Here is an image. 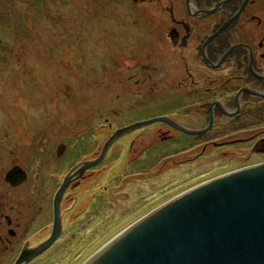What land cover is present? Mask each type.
I'll list each match as a JSON object with an SVG mask.
<instances>
[{
	"label": "rangeland",
	"instance_id": "1",
	"mask_svg": "<svg viewBox=\"0 0 264 264\" xmlns=\"http://www.w3.org/2000/svg\"><path fill=\"white\" fill-rule=\"evenodd\" d=\"M216 2L219 5L222 0ZM256 4L264 21V0ZM169 7L176 17L185 15L184 0H0V195H5L7 206L29 196L31 190H42L34 188L33 182L17 189L2 185L4 174L16 164L31 168L32 173L40 153L41 172H46L51 185L49 198L70 165L87 156L100 157L113 130L140 116L156 119L175 112L191 116L186 126L199 127L200 116L206 114L194 100L185 101L176 112V107L164 105L168 94L163 101L144 89L147 83L134 89L130 81L134 74L126 64L130 48L139 45L138 39L157 43L166 37V30L158 28L162 20L170 19ZM154 48L158 59L161 51ZM140 51L137 47L135 53ZM193 56L186 58L191 67ZM140 59L147 64L144 50ZM176 61L173 65L184 63ZM165 79L173 80L168 70ZM183 94L187 96L186 90ZM132 104L147 107L131 111ZM167 130L157 122L149 132L140 130L134 141L127 136L113 147L106 161L73 192L75 200L65 201V228L57 244L32 264H83L132 223L164 204L212 180L264 164L261 155H253L247 163V156L228 160L213 147L201 154L206 141H197L192 148L175 140L162 143ZM62 144H68L70 155L55 161L54 151ZM178 150L181 154L175 155ZM47 218L43 214L31 235H19L11 244L0 242V264H14L24 241L47 225ZM3 231L0 236L5 241L9 236ZM46 235L42 232L32 238L39 242Z\"/></svg>",
	"mask_w": 264,
	"mask_h": 264
},
{
	"label": "flooded vegetation",
	"instance_id": "2",
	"mask_svg": "<svg viewBox=\"0 0 264 264\" xmlns=\"http://www.w3.org/2000/svg\"><path fill=\"white\" fill-rule=\"evenodd\" d=\"M245 1L231 0L210 15L209 12L216 9L219 3L216 0H189L188 3L184 0L186 10L183 12L185 15L179 14L180 18L176 17L173 7L166 8V13L170 15V19L162 20L158 28L166 30L167 35L165 38L157 43L152 40L147 42L146 40L139 41L138 39L139 45L136 43L133 48H130L131 54L126 64L130 70L129 72H134L130 78L134 89L135 87L139 88L142 83H147L144 89L153 96H161L163 101L166 99L165 94L170 96L167 103H164L166 107H176L177 112L181 111L182 104L185 101L194 100L196 105L199 104V111L202 114H206L204 118L200 116L199 127L197 128L185 125L191 116L188 118L184 114H176L175 112L170 113L171 116L169 113L163 116L167 117L173 124L189 131H204L213 123L209 130L204 131L202 134L193 135L177 129L171 123L159 122L168 128L162 138V143L175 140L176 144L180 146L186 147L188 145V147L192 148L195 145L198 146L195 142L206 141L201 154H206L207 149L213 147L216 150H220L223 156L228 157V160L249 155H261L264 157V21L262 19V11L260 6L256 4V0H248V3L243 8ZM242 8L243 11L240 16L231 21V18ZM133 29H136V27ZM203 32L204 34L207 33V35L202 36ZM153 44L155 45L154 47L161 51L158 59H156L154 54V51L157 50L154 47L152 48ZM148 45L151 46L149 47ZM137 47L141 51H145L147 64H141V51L135 53ZM150 48L151 50H148ZM189 56H193L194 68L186 60ZM173 59L177 61L184 60V63H182L181 67L177 63L173 65ZM166 70L173 77V80L165 79ZM136 76H144V78L140 80ZM184 90H186L187 96L183 94ZM147 91L145 94H148ZM145 107L147 106L132 104L131 111H139L138 109ZM149 119L151 120L150 117L140 116L128 125L115 128L113 133L115 134L118 130ZM153 125L155 124L123 134L111 146L107 155L125 137L131 136L134 141L138 137L136 136L138 132L143 129L149 132V128ZM109 126L113 128L112 124H109ZM171 131H175L178 135L170 134L169 132ZM60 146H64V148L60 150L59 147L54 151L55 161H57V158H65L67 160L70 155L68 144ZM255 149L262 151L255 152ZM162 153H166V151ZM44 154L48 155L46 152ZM178 154H181L179 150L175 155ZM83 155H88V153ZM107 155L104 161H106ZM88 157L83 160L84 162H75L69 166L66 175L58 183V188L52 197L49 198L47 194L51 193L49 190L51 185H47L46 172L44 171V174L41 172V167L43 166L41 163L43 159L42 153L35 160L36 169L32 173L31 168L24 169L17 164L8 169L4 174V183L2 185L17 189L26 187L33 182L32 186L34 188L41 187L42 190L39 192L31 190V192L29 191V196L20 197L19 200L16 199L15 202L9 203L8 206L5 203V195H0V229L2 233H5L3 230H7L9 236L4 241L1 235L0 242L4 244L8 241L11 244L12 239L17 236L20 237L19 235H31L32 230L36 226L35 224L38 225L43 214L48 215V224L36 231L37 233L34 232L32 236L24 241L20 254L26 247L27 249H35L47 241L54 228L55 197L65 179L70 177V185L61 202L64 233L65 216L63 207L65 201L70 199V197L74 201L73 192L82 187L81 184L91 177V170L104 162L88 169L80 176L77 172L81 164L94 161L99 157V154L95 155L93 159H88ZM28 165L29 162L27 163ZM15 167H20L27 175L25 182L18 186H13L7 181V174ZM54 176L50 175V178ZM51 198L52 201H50ZM42 232L44 234L47 233L46 238L35 242L36 239L32 238L33 235H39ZM9 248L10 246L7 247V249ZM45 253L30 261L29 264L39 260Z\"/></svg>",
	"mask_w": 264,
	"mask_h": 264
},
{
	"label": "water",
	"instance_id": "3",
	"mask_svg": "<svg viewBox=\"0 0 264 264\" xmlns=\"http://www.w3.org/2000/svg\"><path fill=\"white\" fill-rule=\"evenodd\" d=\"M229 1H222L217 8ZM247 3L248 0L244 6ZM157 122L173 124L167 117H160L118 130L107 141L101 156L82 163L77 173L82 176L101 164L123 134ZM173 125L196 135L209 130L213 123L204 131ZM26 179L20 167L7 174L13 186ZM70 179H65L55 197L51 236L35 249L26 247L15 264H29L61 238V202ZM83 264H264V164L237 170L164 204L132 223Z\"/></svg>",
	"mask_w": 264,
	"mask_h": 264
},
{
	"label": "trees",
	"instance_id": "4",
	"mask_svg": "<svg viewBox=\"0 0 264 264\" xmlns=\"http://www.w3.org/2000/svg\"><path fill=\"white\" fill-rule=\"evenodd\" d=\"M252 156H253V155H249V156H247L244 160H245L246 162H248V161L251 159Z\"/></svg>",
	"mask_w": 264,
	"mask_h": 264
},
{
	"label": "bare ground",
	"instance_id": "5",
	"mask_svg": "<svg viewBox=\"0 0 264 264\" xmlns=\"http://www.w3.org/2000/svg\"><path fill=\"white\" fill-rule=\"evenodd\" d=\"M227 175H229V174H227Z\"/></svg>",
	"mask_w": 264,
	"mask_h": 264
}]
</instances>
